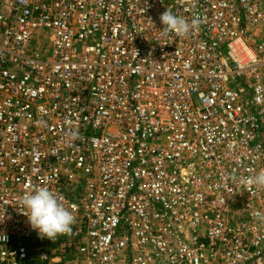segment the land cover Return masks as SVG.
I'll list each match as a JSON object with an SVG mask.
<instances>
[{"label": "built area", "instance_id": "built-area-1", "mask_svg": "<svg viewBox=\"0 0 264 264\" xmlns=\"http://www.w3.org/2000/svg\"><path fill=\"white\" fill-rule=\"evenodd\" d=\"M261 172L264 0H0V264H264Z\"/></svg>", "mask_w": 264, "mask_h": 264}, {"label": "clouds", "instance_id": "clouds-1", "mask_svg": "<svg viewBox=\"0 0 264 264\" xmlns=\"http://www.w3.org/2000/svg\"><path fill=\"white\" fill-rule=\"evenodd\" d=\"M160 22L165 34L187 36L199 26V21L191 22L166 10L160 16ZM248 185L264 186V172L254 178H247ZM22 212L30 226L42 237L53 239L57 235L71 231L75 223V216L65 207L59 198L47 187H38L25 193L20 201Z\"/></svg>", "mask_w": 264, "mask_h": 264}]
</instances>
